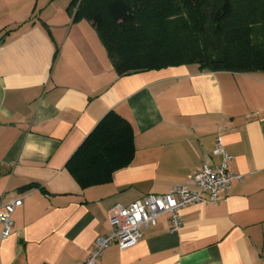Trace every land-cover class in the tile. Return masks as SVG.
<instances>
[{
    "label": "crops",
    "instance_id": "0c3cea01",
    "mask_svg": "<svg viewBox=\"0 0 264 264\" xmlns=\"http://www.w3.org/2000/svg\"><path fill=\"white\" fill-rule=\"evenodd\" d=\"M70 1L0 0V202L22 198L0 234V264H80L113 207L219 163L217 135L243 179L216 204L185 206L178 230L162 214L96 264H264V71L190 63L118 74ZM111 110L132 126V160L82 187L67 162Z\"/></svg>",
    "mask_w": 264,
    "mask_h": 264
},
{
    "label": "trees",
    "instance_id": "16d2710c",
    "mask_svg": "<svg viewBox=\"0 0 264 264\" xmlns=\"http://www.w3.org/2000/svg\"><path fill=\"white\" fill-rule=\"evenodd\" d=\"M73 20L96 29L118 74L195 63L264 71V0H71ZM133 129L111 110L67 162L82 187L107 182L134 153Z\"/></svg>",
    "mask_w": 264,
    "mask_h": 264
},
{
    "label": "built area",
    "instance_id": "2783aa9c",
    "mask_svg": "<svg viewBox=\"0 0 264 264\" xmlns=\"http://www.w3.org/2000/svg\"><path fill=\"white\" fill-rule=\"evenodd\" d=\"M213 156H220L216 164L205 161L196 170L188 174L183 182L172 186L164 194L148 193L128 206L116 205L108 215L109 232L96 239L93 248L80 264H96L102 251L112 243L120 250L135 245L144 230L156 223L162 214L169 215V229L178 230L181 225V210L190 204H216L223 199L231 181L242 180L243 175L229 169L231 156L227 152L220 135L215 137L211 151ZM22 204V198L0 202L1 237L10 234L11 215Z\"/></svg>",
    "mask_w": 264,
    "mask_h": 264
}]
</instances>
